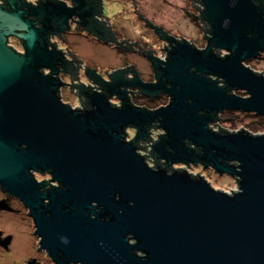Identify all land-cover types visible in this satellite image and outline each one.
Segmentation results:
<instances>
[{
	"label": "water",
	"instance_id": "1",
	"mask_svg": "<svg viewBox=\"0 0 264 264\" xmlns=\"http://www.w3.org/2000/svg\"><path fill=\"white\" fill-rule=\"evenodd\" d=\"M6 1L8 7L0 5V184L30 209L55 263L264 264V133L210 125L226 110L264 117V74L245 64L264 51V0H202L212 26L208 46L200 50L185 40L165 62L152 58L172 97L156 111L123 95L115 107L109 92L90 97L85 110L63 103L56 71H41L60 58L49 50L52 20L43 9L49 5L37 7L31 21L17 0ZM39 21L43 27L35 28ZM11 35L24 41L25 55L8 46ZM235 88L248 96L231 93ZM156 120L164 133L150 159L165 163L153 166L137 142L152 141ZM129 127L137 128L131 141ZM198 164L233 177L238 188L216 189L189 171ZM46 171L58 186L42 191L33 172Z\"/></svg>",
	"mask_w": 264,
	"mask_h": 264
},
{
	"label": "flooded vegetation",
	"instance_id": "2",
	"mask_svg": "<svg viewBox=\"0 0 264 264\" xmlns=\"http://www.w3.org/2000/svg\"><path fill=\"white\" fill-rule=\"evenodd\" d=\"M180 1L17 0V3L21 5L22 11L29 13L27 18L31 21L36 20V16L31 13L37 11V7L46 6V3L49 5L43 8L52 20L48 25L49 50L55 48L60 58L54 68H41V71L44 75H50L53 69L56 71L54 77L61 83L59 95L63 103L73 109L85 110L91 107L90 97L109 92L108 100L115 107L123 105V95L136 107L156 111L166 108L172 97L163 89L161 82L165 83L166 89L169 85L164 78L159 80L161 74L155 69L152 58L165 62L169 57V50L185 40L204 50L211 38L212 26L203 17L205 5L202 0H185L186 7L179 5ZM166 4L184 11L192 21V26L201 29V43L183 36L182 23L173 25L175 22L167 15ZM0 5L6 8L8 2L0 0ZM34 27L41 28L43 25L39 21ZM8 46L20 55L26 54L24 41L16 35L9 36ZM109 49L115 55L108 54ZM214 50L220 56L227 53L219 48ZM95 53L104 54L108 61L105 66L95 64ZM263 53L264 51L245 64L253 69L249 63L260 59ZM210 77L218 79L213 75ZM219 81L224 86L223 80ZM230 92L247 97L246 91L238 88ZM227 111L234 110L220 112L217 121L222 120V114ZM159 126L160 122L156 120L150 127L151 143L144 140L137 142L139 151L143 148L144 154L149 158L151 156L147 143L152 147L164 133ZM127 134L129 141L134 140L137 128H127ZM154 161L149 162L153 166L165 163L163 160ZM33 174L37 182L44 184L42 191L58 186L48 171ZM41 240L35 220L25 202L0 184V264H56L49 251L42 247Z\"/></svg>",
	"mask_w": 264,
	"mask_h": 264
},
{
	"label": "rangeland",
	"instance_id": "3",
	"mask_svg": "<svg viewBox=\"0 0 264 264\" xmlns=\"http://www.w3.org/2000/svg\"><path fill=\"white\" fill-rule=\"evenodd\" d=\"M179 5H182V7H186L185 0L180 1ZM166 6H167V15H169V18H171L172 21L175 22V24L173 25H178L177 23L179 24L182 23L183 36H185L189 40H193L201 43L203 40L201 38L202 35L201 29L200 28L197 29L194 26H192L191 24L192 21L188 19V16L185 15L184 11L175 8L173 5L170 4H166ZM187 24H190V26H188ZM107 52L108 54L115 55V53L113 51H110V49ZM94 62L96 65L105 66L108 61L105 60L103 53H95ZM249 65L253 66V69H255L257 72H261L264 74V53L261 55L260 59L250 62ZM220 124L222 127H224V129L229 131L247 129L255 134L264 133V132H259L264 128V119L262 120L260 119V117H256L251 113H247L243 111H231V112L227 111L223 113ZM183 166L184 165L180 164L179 166L176 167L183 168ZM188 169L194 175H202L203 177H205L216 189H221L229 192V191H235L238 188V184L233 177L228 176L226 174L223 175L219 174L213 169L207 170L201 165L189 166ZM28 232L29 231H27V234ZM33 242H34V238H33Z\"/></svg>",
	"mask_w": 264,
	"mask_h": 264
},
{
	"label": "bare ground",
	"instance_id": "4",
	"mask_svg": "<svg viewBox=\"0 0 264 264\" xmlns=\"http://www.w3.org/2000/svg\"><path fill=\"white\" fill-rule=\"evenodd\" d=\"M246 94H247V92H246ZM247 96H248V94H247ZM250 113H251V112H250ZM251 114H254V113H251ZM220 122H221V120H220V121H216V122L210 124V125H211V128H213L214 126H220V128L224 129V127L221 126ZM224 130H226V129H224ZM127 140L129 141L130 139L127 137ZM146 142H147V141H146ZM148 143H149V142H148ZM148 143H147V148H148V150H149L148 152L150 153V150H152V147H151V145L148 144ZM150 143H151V142H150ZM149 145H150V146H149ZM139 153H140V154H144L143 148H140ZM147 160H148V161H151V162H154L155 159L152 160V159H150V158H147Z\"/></svg>",
	"mask_w": 264,
	"mask_h": 264
},
{
	"label": "trees",
	"instance_id": "5",
	"mask_svg": "<svg viewBox=\"0 0 264 264\" xmlns=\"http://www.w3.org/2000/svg\"><path fill=\"white\" fill-rule=\"evenodd\" d=\"M260 73V72H259ZM260 74H263V73H260ZM252 115H254V116H256V117H260V119H264L262 116H260V115H258V114H252ZM219 131H222L221 130V128L219 127V129H218ZM259 132H264V128H263V130H261V131H259ZM147 147V146H146ZM146 147H144V149H146ZM150 156H152L151 154H149ZM155 162V161H154ZM153 163V162H152Z\"/></svg>",
	"mask_w": 264,
	"mask_h": 264
},
{
	"label": "built area",
	"instance_id": "6",
	"mask_svg": "<svg viewBox=\"0 0 264 264\" xmlns=\"http://www.w3.org/2000/svg\"><path fill=\"white\" fill-rule=\"evenodd\" d=\"M219 127H220V126H217V127H216V126H214L213 128H214V129H216V130H218V129H219ZM228 131H229V130H228ZM236 131H237V130H236ZM231 132H235V131H231ZM231 192H233V191H229V193H231Z\"/></svg>",
	"mask_w": 264,
	"mask_h": 264
},
{
	"label": "clouds",
	"instance_id": "7",
	"mask_svg": "<svg viewBox=\"0 0 264 264\" xmlns=\"http://www.w3.org/2000/svg\"><path fill=\"white\" fill-rule=\"evenodd\" d=\"M257 134H263V133H257Z\"/></svg>",
	"mask_w": 264,
	"mask_h": 264
}]
</instances>
